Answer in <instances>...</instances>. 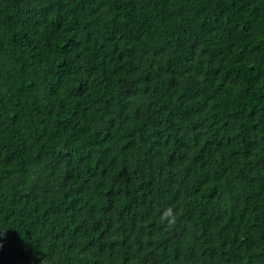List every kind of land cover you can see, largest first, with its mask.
<instances>
[{"label": "trees", "instance_id": "obj_1", "mask_svg": "<svg viewBox=\"0 0 264 264\" xmlns=\"http://www.w3.org/2000/svg\"><path fill=\"white\" fill-rule=\"evenodd\" d=\"M0 264H264V0H0Z\"/></svg>", "mask_w": 264, "mask_h": 264}]
</instances>
